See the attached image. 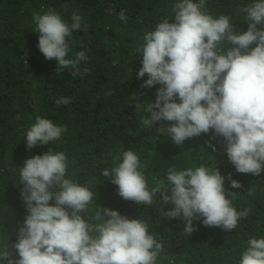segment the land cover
Masks as SVG:
<instances>
[{
  "label": "clouds",
  "instance_id": "1",
  "mask_svg": "<svg viewBox=\"0 0 264 264\" xmlns=\"http://www.w3.org/2000/svg\"><path fill=\"white\" fill-rule=\"evenodd\" d=\"M205 5L206 0H180L173 8V22L164 19L144 35L138 78L147 74L142 87H161L155 102L145 108L148 115L142 117L141 126L151 129L157 122H170L156 131L166 132L176 145L214 130L225 139L227 157L236 171L259 176L264 172V28L257 25H264V0L241 9L249 22L241 34H236L228 16L214 18ZM119 18L127 19L123 9ZM33 22L44 57L57 61V71L68 69L73 77L79 75L85 53L66 57L67 38L80 29L81 16L73 13L68 23L49 9L43 15L34 12ZM56 103L67 105L71 100L62 97ZM66 130L37 116L25 136L27 149L58 140ZM115 159L122 162L102 175L118 186V195L150 206L160 193L162 204L174 206L168 211L161 207V215L182 217L189 236L196 230L193 220L203 218L204 226L232 231L249 215L250 210L237 211L226 198L225 177L217 168L170 167L167 182L158 180L149 189L137 154L127 150ZM67 167L66 155L51 150L24 161L19 180L28 214L12 245L19 258L14 259L6 245L0 250V264H156L163 245L142 220L108 208L96 212L99 223L84 219L81 213L88 210L94 192L67 179ZM228 179L231 188L242 187L231 174ZM239 264H264V238L247 241Z\"/></svg>",
  "mask_w": 264,
  "mask_h": 264
},
{
  "label": "trees",
  "instance_id": "2",
  "mask_svg": "<svg viewBox=\"0 0 264 264\" xmlns=\"http://www.w3.org/2000/svg\"><path fill=\"white\" fill-rule=\"evenodd\" d=\"M178 2L0 0V250L8 245L13 258H19L12 245L28 214L21 197L20 170L26 159L49 150L66 155L67 179L94 192L88 210L81 213L84 219L99 223L96 212L108 208L129 219L142 220L149 234L163 245L156 264H239L247 241L264 238V172L259 176L237 172L227 157L225 139L214 130L176 145L166 132L156 131L170 122H157L151 129L141 126L142 117L148 115L145 108L155 102L161 85L141 86L148 76L138 78L143 55L138 50L147 32L164 19L173 22V8ZM255 2L206 0L205 7L214 18L228 16L236 34H241L249 24L241 9ZM49 9L68 23L73 13L81 16L80 29L67 38L70 51L66 58L73 59L80 51L87 57L79 63L80 74L75 77L68 69L57 71V61L47 60L37 46L39 33L35 32L33 13L43 15ZM122 9L126 20L119 18ZM62 97L70 98L71 103L57 105ZM37 116L67 130L60 139L29 150L25 136ZM127 150L138 155L149 189L158 180L167 182L170 167L177 171L199 166L217 168L225 177L226 198L237 211L250 210L249 215L232 231L204 226L203 218L193 220L196 230L187 235L182 217L161 215V207L168 211L174 206L162 204L160 193L152 205H138L120 197L118 186L102 175L103 170L118 166L122 160L115 157L122 158ZM229 174L241 188H231Z\"/></svg>",
  "mask_w": 264,
  "mask_h": 264
}]
</instances>
